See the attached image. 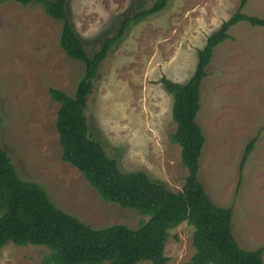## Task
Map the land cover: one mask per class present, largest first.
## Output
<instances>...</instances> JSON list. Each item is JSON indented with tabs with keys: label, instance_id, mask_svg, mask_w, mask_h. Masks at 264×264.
Here are the masks:
<instances>
[{
	"label": "rangeland",
	"instance_id": "rangeland-1",
	"mask_svg": "<svg viewBox=\"0 0 264 264\" xmlns=\"http://www.w3.org/2000/svg\"><path fill=\"white\" fill-rule=\"evenodd\" d=\"M155 1L68 0L67 8L92 55L133 15L136 4L148 8ZM240 1L169 0L161 12L132 21L101 63L85 115L91 138L120 170L144 171L173 192L183 189L189 172L171 138L177 128L174 97L161 79L188 82L198 51ZM242 12L264 19V0H248ZM61 31V22L42 5L0 3L2 146L21 178L40 184L64 212L97 229H136L147 216L105 201L77 168L62 161L56 127L60 105L49 89L73 96L85 66L65 54ZM228 33L201 86L198 123L206 142L199 178L216 204L233 210L240 246L257 250L264 247V27L240 22ZM194 230L184 222L170 231L167 264L190 261ZM49 253L46 246L9 242L0 251V264H42Z\"/></svg>",
	"mask_w": 264,
	"mask_h": 264
},
{
	"label": "trees",
	"instance_id": "trees-1",
	"mask_svg": "<svg viewBox=\"0 0 264 264\" xmlns=\"http://www.w3.org/2000/svg\"><path fill=\"white\" fill-rule=\"evenodd\" d=\"M6 1L42 5L49 17L62 24L60 45L65 54L85 66L73 96L49 89L51 99L60 105L56 127L62 161L77 168L105 201L137 210L148 220L136 229L125 225L97 229L58 208L40 184L19 175L2 146L0 114V251L12 242L48 247L50 253L43 257L42 264H167L165 248L170 231L187 222L195 229L194 253L187 264H264V247L249 250L240 246L233 234V210L216 204L199 178L206 142L198 123L201 86L214 51L230 38V28L240 22L264 27V19L242 12L248 0H241L235 13L208 37L204 48L198 51L197 67L188 82L161 79L174 97L172 116L177 128L171 138L181 147L183 164L189 172L179 192L154 182L144 171L120 170L117 161L91 138L85 115L93 80L114 45L125 36L132 21L161 12L169 0H156L148 8L143 3L136 4L133 15L125 18L118 31L105 38L92 55L69 18L68 0L0 3ZM256 141L249 145L245 157L251 154Z\"/></svg>",
	"mask_w": 264,
	"mask_h": 264
},
{
	"label": "crops",
	"instance_id": "crops-1",
	"mask_svg": "<svg viewBox=\"0 0 264 264\" xmlns=\"http://www.w3.org/2000/svg\"><path fill=\"white\" fill-rule=\"evenodd\" d=\"M203 48H204V47H203ZM203 48H202V49H203ZM200 50H201V49H200ZM197 56H198V53H197ZM199 113H200V112H199Z\"/></svg>",
	"mask_w": 264,
	"mask_h": 264
}]
</instances>
